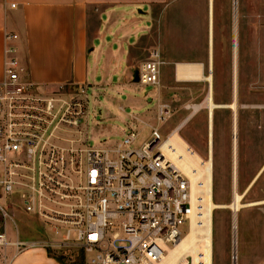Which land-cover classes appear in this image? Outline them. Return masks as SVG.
I'll use <instances>...</instances> for the list:
<instances>
[{
  "label": "built area",
  "instance_id": "obj_1",
  "mask_svg": "<svg viewBox=\"0 0 264 264\" xmlns=\"http://www.w3.org/2000/svg\"><path fill=\"white\" fill-rule=\"evenodd\" d=\"M16 39L2 32L0 194L38 219L42 236L10 243L40 244L71 259L81 252L83 264H156L189 224V180L166 155L167 134L159 131L169 104L156 103L153 123L131 115L149 129L137 145L133 126L111 144H82L84 83L38 92L15 55ZM161 63L150 51L136 67L137 81L158 86ZM0 211L13 219L1 203Z\"/></svg>",
  "mask_w": 264,
  "mask_h": 264
},
{
  "label": "rangeland",
  "instance_id": "obj_2",
  "mask_svg": "<svg viewBox=\"0 0 264 264\" xmlns=\"http://www.w3.org/2000/svg\"><path fill=\"white\" fill-rule=\"evenodd\" d=\"M209 6L212 8L211 15ZM233 13V0H211V3L210 0H171L155 16L154 22V32L158 38L163 40L159 35L164 28L169 31L168 57L186 58L195 53L200 56L203 73L211 71V98L220 105H228L232 100ZM209 22L212 24L211 33ZM206 25L207 53L211 40L210 66L209 54L207 61L205 47L203 51ZM177 62L198 61L178 60L174 64ZM162 69L171 72L169 61L160 64L159 98H164L170 107L169 117L159 126L161 135L168 134L180 125L177 132L181 138L202 158H207V109L203 104L198 105L207 95V82L204 79L187 80L161 88V81L165 82ZM235 73L238 103L236 107L238 193L242 194L259 172L241 196L243 203H257L240 207L236 216L237 264H264V0H236ZM86 84L84 82L86 111L77 127L82 132V144L84 142L91 146L111 144L121 136L116 127L122 126L123 131L127 130L120 119L126 120L129 107L125 105L123 110H119L114 99L107 104L108 101H105V94L101 89ZM132 85L126 87L121 95H114L118 100H125L127 95H133L139 107L131 109L132 112L143 113V108H150L155 102V86L140 85L137 81ZM143 88L148 90L145 95L142 93ZM69 90L75 91V88L71 86ZM37 91L45 92L40 88ZM197 105L198 107L193 110ZM107 110L113 117L105 115ZM210 124L211 197L217 204H227L231 200L233 177L230 108L227 106L212 108ZM134 128L138 134L133 145H137L147 135L149 129L140 125H135ZM63 134L77 136L76 133ZM5 199L1 193L0 203L7 213L13 215V219H4L0 211V231L3 230V223L4 231L10 238L17 232L23 233L27 229L37 230L36 224L39 222L35 220L34 225L29 214L23 212L17 204H11ZM185 229L184 222L180 225V230L183 232ZM211 233L212 264H232V214L227 207L213 209ZM61 257L70 264H83L81 252L72 259L65 255ZM186 259L190 260L189 256H186Z\"/></svg>",
  "mask_w": 264,
  "mask_h": 264
},
{
  "label": "crops",
  "instance_id": "obj_3",
  "mask_svg": "<svg viewBox=\"0 0 264 264\" xmlns=\"http://www.w3.org/2000/svg\"><path fill=\"white\" fill-rule=\"evenodd\" d=\"M170 1L0 0V77L2 32L12 31L17 34L14 41L15 55L25 67L26 78L37 89L47 92L58 83L86 82L87 86L102 90L107 104L114 99L119 110H123L125 105L129 107L126 120L120 119L124 126H143L133 120L131 115L153 123L156 103L165 100L159 98L160 82L155 86L154 104L150 108H143V113L132 112L131 109L139 107L133 95H127L125 100H118L114 94L121 95L126 87L133 86L136 66L152 50L158 53L162 62L169 61L171 64V72L162 69L165 82L161 81V88L187 81L176 79L175 61H198L203 73V63L196 53L186 58L168 57V29L164 28L159 35L163 40L155 35V16ZM11 3L14 7L9 6ZM205 31L203 51L205 47L208 61L207 25ZM147 92L146 88L142 89L143 95ZM105 115L112 116L108 110ZM116 129L118 133L124 132L122 126ZM29 216L34 225L35 220L39 222L36 224L37 230L25 229L26 231L17 232L12 238L4 231L3 223V230L0 232L8 243L0 245V264H70L61 255L40 244L15 246L10 243L14 240H40L41 223L33 215Z\"/></svg>",
  "mask_w": 264,
  "mask_h": 264
},
{
  "label": "bare ground",
  "instance_id": "obj_4",
  "mask_svg": "<svg viewBox=\"0 0 264 264\" xmlns=\"http://www.w3.org/2000/svg\"><path fill=\"white\" fill-rule=\"evenodd\" d=\"M234 2V31H233V56H232V100L228 105L215 103L210 94L211 71L202 73L201 64L198 62H177L175 64V77L179 80L204 79L207 84V95L203 104L207 109L208 116V137H207V158H202L177 132L178 127L171 130L163 142V149L168 158L185 173L189 180L190 205L188 210L189 224L184 233L172 246L166 248V253L156 264H212V233L211 213L218 207H227L232 214V264H237L236 253V216L240 207L254 203L241 202L242 194L236 189V154H237V128H236V0ZM211 3V0H210ZM212 5V4H211ZM211 15L212 8L209 6ZM211 20V19H210ZM212 24L209 22L211 33ZM209 66L211 57V40L208 45ZM195 106L193 110L197 107ZM227 106L232 111V132H231V165H232V194L227 204H217L211 197V174L212 161L211 151V124L210 113L212 108ZM264 166V164H263ZM262 166V167H263ZM261 167V169H262ZM260 169V170H261ZM259 170V171H260ZM260 203V201H259ZM189 256L190 260L186 259Z\"/></svg>",
  "mask_w": 264,
  "mask_h": 264
},
{
  "label": "water",
  "instance_id": "obj_5",
  "mask_svg": "<svg viewBox=\"0 0 264 264\" xmlns=\"http://www.w3.org/2000/svg\"><path fill=\"white\" fill-rule=\"evenodd\" d=\"M134 81H137V72H136V70L133 72V78H132ZM259 173V172H258ZM257 173V174H258ZM257 174L255 175V177L257 176ZM254 177V178H255ZM254 178L252 179V181L254 180ZM252 181L248 184V186L252 183ZM248 186L246 187V189L248 188ZM245 189V190H246ZM245 190H244V192H245Z\"/></svg>",
  "mask_w": 264,
  "mask_h": 264
}]
</instances>
